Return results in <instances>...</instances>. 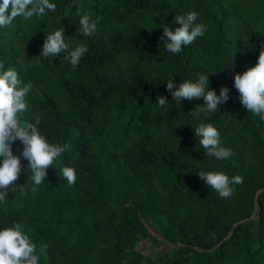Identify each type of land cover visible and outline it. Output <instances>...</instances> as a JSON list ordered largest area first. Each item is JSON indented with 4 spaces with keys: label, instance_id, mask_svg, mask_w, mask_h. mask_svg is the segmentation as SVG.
<instances>
[{
    "label": "trees",
    "instance_id": "obj_1",
    "mask_svg": "<svg viewBox=\"0 0 264 264\" xmlns=\"http://www.w3.org/2000/svg\"><path fill=\"white\" fill-rule=\"evenodd\" d=\"M51 2L54 12L0 27V61L33 85L25 118L40 120L49 143L69 147L32 193L23 144H12L26 194L9 190L0 229L19 222L38 247L46 243L40 264H264V120L234 87L264 45V0ZM191 11L206 33L178 54L166 51L164 27L175 31V15ZM84 13L101 18L90 37L78 34ZM63 27L70 47H88L75 69L67 50L40 56L45 36ZM199 72L217 95L227 87L229 99L197 117L203 98L177 103L166 81L178 86ZM159 96L168 99L163 108ZM201 122L217 128L232 157L207 156L193 131ZM64 166L76 170L75 185ZM201 170L243 183L221 198ZM143 240L148 253L138 249Z\"/></svg>",
    "mask_w": 264,
    "mask_h": 264
},
{
    "label": "clouds",
    "instance_id": "obj_2",
    "mask_svg": "<svg viewBox=\"0 0 264 264\" xmlns=\"http://www.w3.org/2000/svg\"><path fill=\"white\" fill-rule=\"evenodd\" d=\"M55 9L56 5L51 0H0V27L11 25L17 17L28 22L33 17H43L48 11L54 12ZM198 15L195 11L175 15L174 24L179 25L175 31L171 26L164 27L163 33L167 41L163 47L166 51L178 54L183 50V46L191 45L206 33L207 25L197 22ZM100 19L99 16L93 19L91 13L80 15L78 34L92 36L97 31ZM65 36L64 27L48 33L40 56L53 59L67 50L63 58L69 60L75 69L88 52V47L83 43L70 47ZM209 84V74L199 72L195 81L183 80L178 86L173 78L169 79L166 81V88L177 103L181 98L189 101L203 98V103L195 105L191 111L194 116L199 117L202 113H214L219 109V105L229 99L227 87H222L217 95ZM32 87L30 81L24 82L20 78L17 69L7 67L5 70L4 62L0 61V203L6 202L9 190H19L26 194L24 184L17 183L22 164L21 156L13 154L12 144L15 141L19 140L23 144L22 157L28 161L27 171L31 173L33 181L32 193L38 191V186L47 176V169L69 147L67 144L49 143L39 128L40 120L37 118L35 122H30L25 118L24 114L29 108L26 97ZM234 87L238 90L242 105L264 120V45L259 50L255 66L242 74H235ZM156 103L163 108L168 99L159 96ZM193 131L207 156L224 160L234 155L230 148L221 143L220 133L212 123L201 122ZM61 172L69 185H75L77 175L73 167L64 166ZM198 175L221 198L231 197L234 185L243 183V177L237 175L230 178L223 171L201 170ZM47 249L46 243L38 247L31 240L22 223L13 222L12 226L0 229V264H40L41 257L47 255Z\"/></svg>",
    "mask_w": 264,
    "mask_h": 264
},
{
    "label": "rangeland",
    "instance_id": "obj_3",
    "mask_svg": "<svg viewBox=\"0 0 264 264\" xmlns=\"http://www.w3.org/2000/svg\"><path fill=\"white\" fill-rule=\"evenodd\" d=\"M168 244L164 243L163 245H161L160 247H155V249H161V248H165ZM150 243L146 240L140 241L139 243V250L144 251L145 253H148L150 251Z\"/></svg>",
    "mask_w": 264,
    "mask_h": 264
}]
</instances>
